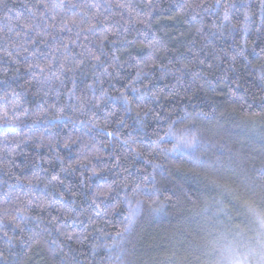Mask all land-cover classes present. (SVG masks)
Here are the masks:
<instances>
[{
    "label": "trees",
    "instance_id": "16d2710c",
    "mask_svg": "<svg viewBox=\"0 0 264 264\" xmlns=\"http://www.w3.org/2000/svg\"><path fill=\"white\" fill-rule=\"evenodd\" d=\"M262 185L264 0H0V264L258 250Z\"/></svg>",
    "mask_w": 264,
    "mask_h": 264
},
{
    "label": "snow or ice",
    "instance_id": "6c2138e0",
    "mask_svg": "<svg viewBox=\"0 0 264 264\" xmlns=\"http://www.w3.org/2000/svg\"><path fill=\"white\" fill-rule=\"evenodd\" d=\"M173 133H169V136H173ZM196 137L181 136L177 137L176 149L180 147H193L195 145ZM174 149V150H176ZM264 187V185H262ZM264 197V193L261 194ZM139 204V202H138ZM256 217L261 230V243L259 249H250L247 252H241L232 246L225 245L218 249L222 259L217 260L215 264H264V210L257 211L255 208L249 209ZM135 210L129 212V216L125 219L129 221L127 227H131V218L134 217Z\"/></svg>",
    "mask_w": 264,
    "mask_h": 264
},
{
    "label": "rangeland",
    "instance_id": "374dc122",
    "mask_svg": "<svg viewBox=\"0 0 264 264\" xmlns=\"http://www.w3.org/2000/svg\"><path fill=\"white\" fill-rule=\"evenodd\" d=\"M261 231V230H260ZM260 241H261V238H260V236H259V238H258ZM259 245L260 244H257V248L259 249ZM233 248H236V249H238L239 248V246H238V248L234 245V244H232L231 245ZM220 248H221V246H220ZM219 249V244H217V243H215V241H214V244H213V246H212V262H211V264H215V260L217 261V260H221L222 259V257H221V254H220V252L219 251H215V250H218ZM215 251V252H214ZM219 252V253H218ZM247 252V251H246ZM218 254H219V259L217 258L218 257Z\"/></svg>",
    "mask_w": 264,
    "mask_h": 264
}]
</instances>
